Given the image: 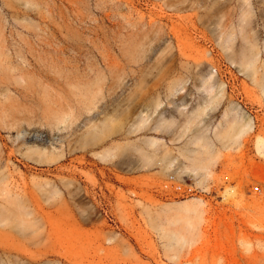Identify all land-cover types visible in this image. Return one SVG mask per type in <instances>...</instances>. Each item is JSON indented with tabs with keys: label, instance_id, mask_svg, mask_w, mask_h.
I'll return each instance as SVG.
<instances>
[{
	"label": "rangeland",
	"instance_id": "374dc122",
	"mask_svg": "<svg viewBox=\"0 0 264 264\" xmlns=\"http://www.w3.org/2000/svg\"><path fill=\"white\" fill-rule=\"evenodd\" d=\"M0 264H264V0H0Z\"/></svg>",
	"mask_w": 264,
	"mask_h": 264
},
{
	"label": "bare ground",
	"instance_id": "6f19581e",
	"mask_svg": "<svg viewBox=\"0 0 264 264\" xmlns=\"http://www.w3.org/2000/svg\"><path fill=\"white\" fill-rule=\"evenodd\" d=\"M238 119L236 118V122ZM242 122V121H241ZM240 122V123H241ZM239 123V122H238ZM241 126V124H240ZM242 126H244V130L246 129H251L252 128V122H251V118L250 120H245V122L243 123L242 122ZM22 132V136L23 137H26L27 133L24 129L20 131V133ZM206 139L207 141V138H203L201 137V141H204ZM35 141H38L37 139ZM153 142H157L156 139L153 140ZM173 159L171 158L170 162L173 163ZM170 209L172 210H178V211H182V212H185V213H188V214H198V215H201V217H203V212H204V206H203V202H195V203H191V202H188V200L186 201H183V202H179L176 204V206H173V207H170Z\"/></svg>",
	"mask_w": 264,
	"mask_h": 264
}]
</instances>
